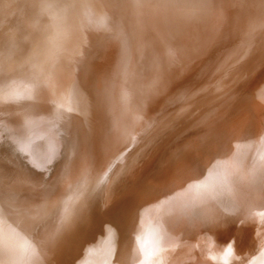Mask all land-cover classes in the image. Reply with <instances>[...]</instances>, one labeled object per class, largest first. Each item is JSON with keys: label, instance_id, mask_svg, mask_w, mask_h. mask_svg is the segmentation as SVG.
<instances>
[{"label": "bare ground", "instance_id": "6f19581e", "mask_svg": "<svg viewBox=\"0 0 264 264\" xmlns=\"http://www.w3.org/2000/svg\"><path fill=\"white\" fill-rule=\"evenodd\" d=\"M7 10L12 20L0 22V41L8 31H21L19 38L28 40L31 70L21 79L36 88L30 101L0 104V208L13 198L36 205L7 234L0 224L4 251L23 264H36L35 256L39 264H144L135 236L151 223L166 241L151 264H169V256L177 258L172 264L201 258L198 264L212 263L205 254L213 236L214 252L234 241L230 264H264V0H0V15ZM38 12L53 15L52 43L73 49L59 75L45 30H33ZM147 46L154 55L138 79L133 60ZM245 75L263 94L255 100L257 91L250 89V110L228 116L230 96ZM200 85L220 98L205 101ZM167 102H176L177 121L192 140L194 130H209L204 112L225 115L208 132L212 139L199 131L198 152L184 146L176 173L161 182L160 196L143 182L149 168L144 162L109 191L114 165ZM53 151L55 161L46 165ZM193 156L203 161L204 172L186 176ZM41 187L44 201L35 196ZM133 195L142 197L139 218ZM140 203L148 206L145 211ZM251 213L259 214L255 221ZM90 247L96 250L86 256Z\"/></svg>", "mask_w": 264, "mask_h": 264}, {"label": "rangeland", "instance_id": "374dc122", "mask_svg": "<svg viewBox=\"0 0 264 264\" xmlns=\"http://www.w3.org/2000/svg\"><path fill=\"white\" fill-rule=\"evenodd\" d=\"M8 9L10 10L9 6H8ZM9 10H7V12H5L3 15H0V20H1L0 22L1 23L3 22L2 24H5L7 22L9 23L12 20L11 15H9ZM59 16H61V15H59ZM31 21H32L33 25L35 26L33 28V30H35L36 28H39V27L45 30L44 33L42 32V34H44L45 39L47 38L48 41L50 40L49 43H48L49 44L48 46H49V49L51 50V52L53 50L52 53L54 54V56L56 55L53 62H54V64H56L55 68L57 69L55 73H58V75H59L60 72L62 73L61 66H63L67 62L68 57L73 52V49L72 48L68 49L65 45L59 44V42L58 43H56V42L52 43L53 40H52V37H51L52 36L51 33H53L52 29H53V21H54L52 13L45 14L44 12H42V13L38 12L35 16H33ZM240 25H239V22H238L236 27H234L235 34H234V36H232V39H237L236 35L240 31ZM19 32H20L19 34H16L17 36H15L14 33H12L11 31L6 32L5 33L6 35H2L3 36L2 37L3 40H2V42L0 41L1 42L0 43V80H6V79H9V78L21 79L22 77H24V74L27 75V73H26L27 71L31 70L30 63H28L25 60L27 51L29 49V48H27V45H25V44H27L28 40L26 38H24V37L21 40L19 38V36L22 33H21V31H19ZM9 35H13V36H9ZM5 37H6V39H4ZM49 37H51V38H49ZM8 39H9V42H7ZM246 40H248V39H245V41ZM23 49L26 50V51H24ZM93 50H95V49H93ZM12 51H14V52H12ZM87 52L89 53V51H87ZM21 53H23V54H21ZM65 55H68V57L65 56ZM140 55H142V56L139 57V55H138L136 58L134 57V60H133L134 61L133 73H135V74L137 73L136 76H137L138 79H141L140 77H142L144 75V73L146 72L147 67H148V63H149V58L153 57L154 50L150 49L147 46V48H145ZM88 56H89V54H88ZM64 58H66V60ZM60 60H62V61H60ZM64 60L66 62L63 63ZM59 62L60 63L62 62V63L59 64ZM135 63H136V65H135ZM58 66H60V67H58ZM134 70H136V71H134ZM15 73H17V74H15ZM194 74H195V72L193 71L191 73V75L190 74L189 75L192 76ZM253 84L254 83L250 81V76L245 75V76L239 77V79L236 82V86H239L240 89L237 90L234 94H232L230 96V98H232V100L230 101L231 106H230V111H229L228 116H234V117L235 116H239L240 113L245 112L247 109L250 110V107H251V104H252V99H253L252 96H250V89L253 90V91L256 89V84L254 86H253ZM201 88L203 89V92H201V95L203 96V99L205 101L206 100L207 101L208 100L212 101V100H215L217 98H220V96H221L220 94L219 95L217 94V90L211 89L209 86L203 85V86H201ZM256 91H255L256 93H254L255 100L260 99L262 94H263L262 89H256ZM166 104L169 105V106L168 107L164 106V110H161V109L159 110L158 109V110L154 111V113H153V115H154L153 116V121L151 123L147 124V126L143 130H139L140 134L138 135V137L140 136V140L137 139V140L133 141L132 144L129 146V148L121 155V157L118 159L117 163L114 165L113 170H112V175L110 177L111 179H109V183H108V190L109 191L113 190L114 187L116 185H118L120 180L123 179L124 177H126L127 174L128 175H130L129 173L135 174L136 169H139V168L141 169L142 168L143 165H141L142 164L141 162H144L143 164L144 165L146 164V166H149V168L147 169V174L143 178V182H146L145 183L146 186H151V190L150 191L153 193V196H155V197L160 196L159 192H160V188H161V185H162L161 182L165 181L168 178H171V176L176 173L175 168L178 165V161H179V159L181 157L182 150L184 149V146L187 145L188 147H190L192 145L191 147H194L193 148L194 151H197V150L199 151L200 149L197 147V144H196L197 143V141H196L197 140V136L199 137V135H198L199 131H200V136L205 133L203 136H201V138H203V137L205 138V136L208 134V132H211V130L214 128L213 126H215L218 123H220L221 120L223 119V116L225 115L224 112L223 113H219L220 115L219 114L216 115V114H213V113L206 114V112H204L203 113L204 116H209V120L205 124L204 128L208 127L209 130L205 131L202 128H200L198 130L196 129V131L194 130V132L195 133L197 132V134L195 136L193 135V140H192V136H191V139L188 138L187 134H186V130H183L182 129V127H183L182 124H180V122L177 121V114L175 112L176 102H173L172 104L171 103L169 104L167 102ZM247 112H248V110H247ZM220 117H222V118L220 119ZM199 118H200V116H199ZM173 123H174V125H173ZM176 124H180V126L176 125ZM148 125H150V126H148ZM167 125L168 126L170 125V126L168 127ZM175 125L177 126L176 130L174 129ZM171 126H172V130L170 131V127ZM168 128H169V131H167V132H169V133H167L165 131V129H168ZM142 131H144V132H142ZM150 131H151V133H150ZM163 131H165L167 134H165ZM163 133H164V136H161L162 139L164 138L163 141L162 142H158V144H157L156 141L162 140L161 138L157 139V137L159 135H163ZM168 134H169V136H167ZM208 135L206 136V139H209L208 137H210L213 134L210 133V135L209 136ZM210 139H212V138H210ZM149 143H151V144H149ZM159 145H161V147ZM148 147H150V148H149V151L147 152ZM155 147L157 148V150L159 149L158 152H155V150H156ZM196 147H197V150H196ZM144 149H145V151H144ZM138 152H140V153H138ZM150 153L151 154L153 153V155H150ZM147 155H149V157ZM133 156H134V160H133ZM135 156H136V158H135ZM138 157H140L141 159L138 158ZM146 158H150V160L149 159L147 160ZM131 159H132V161H131ZM143 159H144V161H143ZM135 160L137 162L138 161H140V162L137 163ZM135 162H136V164H135ZM128 164H130L131 167ZM138 166H139V168H137ZM124 168H125V170L123 172L122 169H124ZM186 168H187L186 169L187 171L185 172L186 176L187 175L189 176L191 173L199 174L200 172H202V170L204 172L203 161L199 160L198 158L196 159L195 156H193V164H188ZM58 169H60V168H58ZM58 169L55 172V174L53 173V175H54L53 180H55V181H56V179H58V177H59L58 175L60 174V171ZM131 170H134V171H131ZM126 171H127V173H126ZM113 174H115V175H113ZM132 181H133V179L130 180V183ZM4 184L5 183L3 181H1V179H0V190H1L0 191V197L2 196V189L5 186ZM136 192H137L136 189H134L132 192H128V193H124L123 192L124 195H122L123 197L122 196L121 197L124 200L125 197L127 198L128 194L131 193V195H132V194H135ZM46 194L47 193L45 192V188L41 187V188H39V190L37 191L35 196H37L38 199H42L44 201V199L46 197ZM15 199L14 198L11 199V201H10L11 203L8 204V207L10 209L8 207H4V208H2L3 209L2 212H0V224L4 223L3 224L4 231H3L2 234H7L9 232V230H10V226H14V224L19 222L20 220H24L25 221L28 218H30V216L26 215L27 214L26 211L28 210V207L29 208H33V209L35 208L36 204L35 205H33L32 203H30L28 205L27 204L25 205L24 203L23 204L22 203L19 204V202L17 201L19 199H17V200H15ZM133 199H138V208L136 209L137 210L136 211V218L137 217L139 218V216H141V215H139L140 214V212H139L140 211L139 210V202H140L139 199L141 200L142 197H140L138 195H133ZM144 202H146V199L144 200ZM1 205H4V204H1ZM17 205H18V207H17ZM140 207L143 208V204L142 203H140ZM146 207H148V206H146ZM146 207L143 208L144 211L146 210L145 209ZM20 215H23V216H20ZM36 215H37V211H36ZM19 216L22 219H16ZM31 218H33V216ZM5 223H6V225H5ZM169 226H173V225L169 224ZM2 234L0 233V264H17V263L20 264V263H22V261H19L20 263L15 261V258H14L15 255L9 254L8 251L6 252V251L3 250L4 243L2 242V236H4V235H2ZM203 239H202L203 243H206V242H204L205 238H203ZM208 240H209V237H207L206 241L208 242ZM206 250H207V248H206ZM159 255L160 254H158L155 257V259H154L155 262L157 260H159V258H160ZM169 259H170L169 260V264L170 263L172 264L173 261L171 259H173V258L169 256ZM176 259L177 258H175V260L173 259L174 262L177 261ZM202 259L203 258L197 259V260L195 259L193 264L197 263V261H198V263H201ZM32 260L35 261L36 264L37 263L39 264L38 260H40V259L38 258V256L32 257ZM178 262H181V259L178 260ZM212 263L210 262L209 264H212ZM25 264H29V263H25ZM140 264H143V263L141 262Z\"/></svg>", "mask_w": 264, "mask_h": 264}, {"label": "snow or ice", "instance_id": "6c2138e0", "mask_svg": "<svg viewBox=\"0 0 264 264\" xmlns=\"http://www.w3.org/2000/svg\"><path fill=\"white\" fill-rule=\"evenodd\" d=\"M137 5L141 3V0H135ZM49 7H52V4L49 3ZM58 15V14H56ZM92 21L89 20V23ZM101 26L105 27L107 30V25L105 22H101ZM36 86L31 82L24 79H15L9 78L6 80H0V104H10V105H18L27 101H30L34 98ZM71 111V109H68ZM3 134V133H0ZM20 151H24L23 147L19 148ZM56 158L55 151L47 158L46 165H50L54 163ZM36 166V165H34ZM264 207V206H262ZM2 208H0V212H2ZM251 218L255 221L259 214L251 213ZM108 229L106 228V232ZM27 242L26 237H21ZM137 252L144 255L145 260L144 264H151V262L155 259V257L160 254L162 255L165 249L162 245L166 242L164 238L153 231L151 223L148 225H141V228L137 235L135 236ZM104 243V241H101ZM193 247H198V245H193ZM96 250L95 247H90L86 250V256L94 253ZM31 251L34 253L35 248L32 247ZM260 255L264 256V249L260 250ZM205 258L211 261H219L222 264H230V262L235 259L233 248L229 245L227 248L223 249L222 253L217 254V252L213 251L211 240L207 245V251L205 254ZM84 264H88L87 259H85Z\"/></svg>", "mask_w": 264, "mask_h": 264}, {"label": "clouds", "instance_id": "9594fccd", "mask_svg": "<svg viewBox=\"0 0 264 264\" xmlns=\"http://www.w3.org/2000/svg\"><path fill=\"white\" fill-rule=\"evenodd\" d=\"M211 243H212V247L215 248L217 242H216L214 236L211 238ZM229 245L232 246V248H233V252H234V241H229L227 245H223V246H221V251L217 252V254L222 253L223 249L227 248ZM212 262H213V264H222V262H219V261H212Z\"/></svg>", "mask_w": 264, "mask_h": 264}]
</instances>
